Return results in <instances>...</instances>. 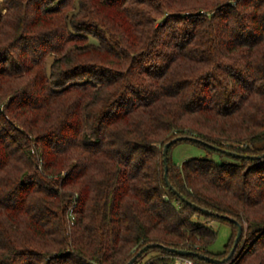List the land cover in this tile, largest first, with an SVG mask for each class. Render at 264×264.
<instances>
[{"label":"trees","instance_id":"16d2710c","mask_svg":"<svg viewBox=\"0 0 264 264\" xmlns=\"http://www.w3.org/2000/svg\"><path fill=\"white\" fill-rule=\"evenodd\" d=\"M1 4L0 264H264V0Z\"/></svg>","mask_w":264,"mask_h":264},{"label":"rangeland","instance_id":"374dc122","mask_svg":"<svg viewBox=\"0 0 264 264\" xmlns=\"http://www.w3.org/2000/svg\"><path fill=\"white\" fill-rule=\"evenodd\" d=\"M0 9L1 11L4 10V7H2L1 4V0ZM204 153L205 150L200 146L190 142L182 141L172 147L171 158L175 163L179 164L184 159H187L192 156H202L204 155ZM213 158L215 160L221 159L220 156H218L217 154H213ZM210 224L216 231V237L214 241L210 244L209 249L214 252L221 251L229 238L230 226L227 223L219 222L216 220H212Z\"/></svg>","mask_w":264,"mask_h":264},{"label":"water","instance_id":"95a60500","mask_svg":"<svg viewBox=\"0 0 264 264\" xmlns=\"http://www.w3.org/2000/svg\"><path fill=\"white\" fill-rule=\"evenodd\" d=\"M179 139H192V140H199L197 137H194V136H191V135H179V136L174 137V138L171 139V140H168V141L165 142L164 145H163V148H162V154H163V162H164V179H165V182L167 183V185L169 186V188H171V189L173 190V192H176L177 194H179V193H178V192L172 187V184H171V183L169 182V180H168V177H167V162H166V161H167V150H168V146L170 145V143H171L172 141H176V140H179ZM204 143L207 144L208 146H211V147H213V148H217V149H219V147L214 146V145H212V144H210V143H207V142H204ZM222 150H224V149H222ZM225 151H226V153L231 154V155H234V156H239V155H240L239 153H237V152H235V151H230V150H225ZM252 157L256 158V157H258V156H257V155H254V156H252ZM179 196H180L181 198H183L186 202L190 203L194 208H198V206H197L196 204L190 202L189 200H187L186 198H184L181 194H179ZM201 210L204 211V212H209V210L204 209V208H201ZM229 219H231L232 221L236 222V224H237V232H236V236H235V239H234L233 245H232V247H231V249H230L228 255H227L226 257L222 258V259L212 258V257H209L208 255H205V254H200V255H199L200 257L205 258V259H208V260H211V261H214V262H218V261H224L225 259L229 258V257L233 254V252H234V250H235V248H236V245H237V243H238V241H239V239H240V237H241V234H242V226H241V224L238 223L234 218L229 217ZM158 245L161 246V244H158ZM146 247H147V246H144L142 249H144V248H146ZM169 250H171V251H175V252H177V253H179V254H187V253H188V251L185 250V249H174V248H169ZM140 252H141V250H139V251L136 253V255L132 256V257L126 262V264H132V262L135 260L136 256L140 254Z\"/></svg>","mask_w":264,"mask_h":264},{"label":"built area","instance_id":"2783aa9c","mask_svg":"<svg viewBox=\"0 0 264 264\" xmlns=\"http://www.w3.org/2000/svg\"><path fill=\"white\" fill-rule=\"evenodd\" d=\"M173 258H174L173 264H193L192 259L185 256L184 254L174 255ZM135 264H142V263L138 262ZM143 264H145V263H143Z\"/></svg>","mask_w":264,"mask_h":264}]
</instances>
